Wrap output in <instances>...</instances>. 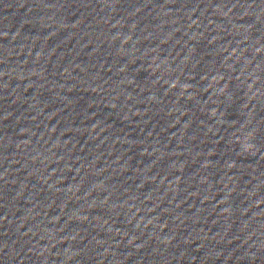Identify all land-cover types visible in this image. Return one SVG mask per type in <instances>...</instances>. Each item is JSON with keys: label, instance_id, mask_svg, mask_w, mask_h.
Here are the masks:
<instances>
[{"label": "water", "instance_id": "95a60500", "mask_svg": "<svg viewBox=\"0 0 264 264\" xmlns=\"http://www.w3.org/2000/svg\"><path fill=\"white\" fill-rule=\"evenodd\" d=\"M0 71L176 264H264V0H0Z\"/></svg>", "mask_w": 264, "mask_h": 264}]
</instances>
